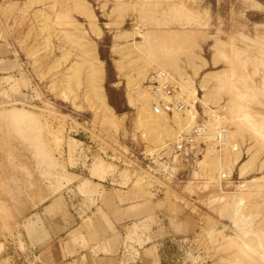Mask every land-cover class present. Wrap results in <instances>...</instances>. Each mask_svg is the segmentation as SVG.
<instances>
[{
  "label": "rangeland",
  "instance_id": "obj_1",
  "mask_svg": "<svg viewBox=\"0 0 264 264\" xmlns=\"http://www.w3.org/2000/svg\"><path fill=\"white\" fill-rule=\"evenodd\" d=\"M159 61L178 96L193 88V122L185 102L150 125L140 104ZM210 109L230 141L222 158L205 139L202 154L173 153L196 122L214 129ZM168 162L174 179L158 172ZM116 193L140 213L120 224L121 264H264V0H0V242L25 255L22 230L52 196L68 225L112 230Z\"/></svg>",
  "mask_w": 264,
  "mask_h": 264
},
{
  "label": "crops",
  "instance_id": "obj_2",
  "mask_svg": "<svg viewBox=\"0 0 264 264\" xmlns=\"http://www.w3.org/2000/svg\"><path fill=\"white\" fill-rule=\"evenodd\" d=\"M109 171L97 172V175L103 178ZM68 176L72 180L70 174ZM90 182L88 178L82 179L78 184L79 190L87 192V185ZM81 184H85L86 187H80ZM116 195H119L120 199L115 197V201L108 202L114 228L108 230L97 227L98 231H93L86 225H81L80 228L79 225H68L65 214L62 215L55 210L61 206V199L58 196L48 198L44 206L52 209V212L40 211L38 219L33 216L34 220L31 221L34 223L28 224L27 229L22 230L25 255L20 254L22 249L19 247V241L12 240L10 247L0 242L1 246L3 244L2 247L0 246V264H19L17 259L19 256L33 257L32 260L36 264H121L126 258H124L122 243L124 236L120 224L139 217L140 213L133 211L134 205L139 201L131 199L128 195L118 193ZM52 205L53 207H50Z\"/></svg>",
  "mask_w": 264,
  "mask_h": 264
},
{
  "label": "bare ground",
  "instance_id": "obj_3",
  "mask_svg": "<svg viewBox=\"0 0 264 264\" xmlns=\"http://www.w3.org/2000/svg\"><path fill=\"white\" fill-rule=\"evenodd\" d=\"M81 5H82V3H81ZM88 7V6H87ZM87 7H84V5L83 6H81V8H87ZM89 8V7H88ZM84 10V9H83ZM88 10H91V9H88ZM88 10H87V12L86 13H88L89 15H93L91 12V14L88 12ZM85 11V10H84ZM92 11V10H91ZM120 12V11H119ZM88 15V17H90V19L92 20V17L91 16H89ZM94 17V16H93ZM95 20V18L93 19V21ZM96 27V26H95ZM138 31V30H137ZM136 31V32H137ZM96 32H99V31H96ZM144 32V31H143ZM143 32H139V36H141V37H143V41L141 42V43H145V41H148L149 39L147 38V39H145V37H144V35H146V33L144 34ZM138 33V32H137ZM139 41L137 42L136 40H135V43L133 44V46H134V48H136L137 49V46L138 47H140L139 45L141 44ZM86 59H87V57H86ZM94 59V58H93ZM92 59V60H93ZM87 61H89V70L87 71L88 72V76H87V80H86V83H87V85L90 87V88H94V91H93V93L95 94V96H96V98L103 104V105H105V109L107 110V112L109 113V114H111V115H113V111H112V108L110 107V105L107 103V100H106V98H105V95L103 94V91L101 90V89H99L98 87L99 86H101V85H99V83L98 82H100V80L103 78V75H102V68H100V66H98L97 64H99V62H93V63H97V64H91L90 62H91V59L90 58H88L87 59ZM82 62H84V61H82ZM148 62V61H147ZM152 62V61H151ZM88 63V62H87ZM86 64V63H85ZM76 65H77V63H75V66L74 67H76ZM99 65H102V64H99ZM152 65V64H151ZM159 65H161L160 66V68L163 70V71H165L166 69L165 68H169L170 70H172L173 68L171 67V65L169 64V62H164V61H159V64L157 65V66H159ZM79 66V65H78ZM172 68V69H171ZM101 70V71H100ZM167 74H168V72L167 71H165ZM169 75V74H168ZM181 79H182V77H181ZM142 80V79H141ZM184 81H187V80H184ZM190 81V80H189ZM129 82H130V80H129ZM183 82V81H182ZM188 83H191V82H188ZM181 84V83H180ZM183 84H185L184 85V87L185 88H183L185 91V93H187V97L186 98H183L182 96H178V90L176 89V92H177V97L178 98H182L181 100H183L184 101V103L185 102H187V104H188V106H189V108H188V111H189V122H188V119H186L187 120V122H185V124H187V123H191V122H193V120L197 117V114H198V111H197V107H196V100H197V96H196V94H195V92H194V90H193V88L191 87V88H189V87H186V83H184L183 82ZM99 85V86H98ZM181 86H183V85H181ZM187 86H190V84H188ZM191 86H193V85H191ZM100 88H102V87H100ZM183 89H182V91H183ZM91 91V90H90ZM185 96H186V94H185ZM152 97H153V93H152V91L150 90V85L148 84L147 85V88H146V86H145V93H144V97H143V99H142V102H141V104L140 105H144L145 107H146V114H147V116L150 118V121H149V123H150V125H160V126H166L165 124H164V119H166L167 118V114L168 113H166V112H163V111H160V112H154V110L152 109V106H151V100H152ZM204 105H206L207 106V102H205V101H201ZM203 105V106H204ZM187 107V106H186ZM185 109V108H184ZM183 109V110H184ZM217 110L218 109H216V112H217ZM219 110H220V108H219ZM224 110V109H223ZM182 111V110H181ZM143 112V111H142ZM174 112V113H173ZM177 112H178V115H177ZM210 112H211V117H210V119H209V121H208V123L209 124H212L213 126V128L214 129H212V130H208L209 129V127H208V125L206 124V123H202V125H204V127H205V131H206V134L203 136V139H205V140H211V146L213 147V145L215 146V148H216V150H217V152L219 153L220 152V156L218 155V158H222V156H223V152H225V150H227L228 149V147L230 146L229 144H230V141H229V137L227 136V131H226V129H224V128H222V126L221 125H218L219 123L218 122H220V121H218V120H220L223 116L221 115V114H218V113H216L215 112V110L214 109H210ZM172 113L174 114V115H176V116H179V115H181V114H179V113H181L179 110H176V109H173V111H172ZM176 116H174V117H176ZM167 120V119H166ZM185 120V121H186ZM189 125V124H188ZM194 125V124H193ZM192 125V126H193ZM186 132H188V131H186ZM217 132H219V133H224L225 134V140L223 141V142H220V143H218V142H216L215 140H214V136L216 135V133ZM164 141H162L163 143H166V144H169L170 142H169V139H163ZM211 149V148H210ZM239 154H237L235 157H237ZM236 159V158H235ZM101 164V163H100ZM101 167V166H100ZM96 170H99V168L98 169H96ZM173 170H175V169H173ZM228 244H231V240H229V242H227ZM247 264H256V262L254 261V260H252L251 258H249L248 259V262H247Z\"/></svg>",
  "mask_w": 264,
  "mask_h": 264
},
{
  "label": "built area",
  "instance_id": "obj_4",
  "mask_svg": "<svg viewBox=\"0 0 264 264\" xmlns=\"http://www.w3.org/2000/svg\"><path fill=\"white\" fill-rule=\"evenodd\" d=\"M148 84L153 93L151 106L154 112L163 111L169 114L173 109L181 111L185 108L186 104L184 101L176 96V84L171 81L170 76L165 71L161 69L153 70L148 79ZM205 134L204 125L196 122L188 132L181 131L177 134L176 140L172 143V152L179 154L183 153L187 147H194L198 150V153L202 154L206 147V142L203 139ZM214 140L218 143L223 142L225 134L217 132ZM158 166V172L163 178L174 179L176 177V169L173 170L174 166L169 162L161 163ZM17 259L20 260L19 264H36L33 260L21 259V256L17 257Z\"/></svg>",
  "mask_w": 264,
  "mask_h": 264
},
{
  "label": "trees",
  "instance_id": "obj_5",
  "mask_svg": "<svg viewBox=\"0 0 264 264\" xmlns=\"http://www.w3.org/2000/svg\"><path fill=\"white\" fill-rule=\"evenodd\" d=\"M160 264H165L163 258L162 259L160 258Z\"/></svg>",
  "mask_w": 264,
  "mask_h": 264
}]
</instances>
